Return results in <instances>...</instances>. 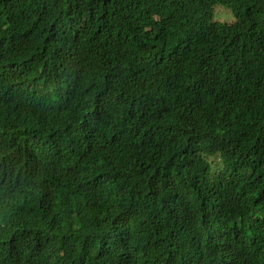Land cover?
<instances>
[{
  "label": "trees",
  "instance_id": "obj_1",
  "mask_svg": "<svg viewBox=\"0 0 264 264\" xmlns=\"http://www.w3.org/2000/svg\"><path fill=\"white\" fill-rule=\"evenodd\" d=\"M0 264H264V0H0Z\"/></svg>",
  "mask_w": 264,
  "mask_h": 264
},
{
  "label": "rangeland",
  "instance_id": "obj_2",
  "mask_svg": "<svg viewBox=\"0 0 264 264\" xmlns=\"http://www.w3.org/2000/svg\"><path fill=\"white\" fill-rule=\"evenodd\" d=\"M214 21L219 23H231L233 18L226 9L217 7L215 9Z\"/></svg>",
  "mask_w": 264,
  "mask_h": 264
}]
</instances>
